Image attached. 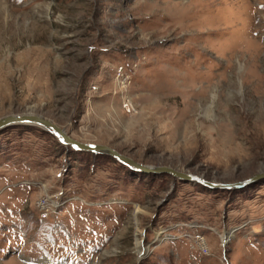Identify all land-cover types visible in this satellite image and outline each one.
Masks as SVG:
<instances>
[{
  "label": "rangeland",
  "instance_id": "1",
  "mask_svg": "<svg viewBox=\"0 0 264 264\" xmlns=\"http://www.w3.org/2000/svg\"><path fill=\"white\" fill-rule=\"evenodd\" d=\"M14 114L141 165L247 179L264 171V0H0ZM0 264H264V179L209 189L10 125Z\"/></svg>",
  "mask_w": 264,
  "mask_h": 264
},
{
  "label": "water",
  "instance_id": "2",
  "mask_svg": "<svg viewBox=\"0 0 264 264\" xmlns=\"http://www.w3.org/2000/svg\"><path fill=\"white\" fill-rule=\"evenodd\" d=\"M14 124H34L54 134L60 143L70 146L73 150L96 153V154H106L113 157L117 161L127 165L129 168L133 170L147 172V173L149 172V173L167 174L179 179L180 181L189 182L193 184H200L209 189L233 190L264 179V171H261L253 174L247 179L237 182L209 181L204 179L200 175L184 172L170 166L162 165V166L151 167L147 165H141L107 145L81 142L79 140L70 137L58 125H56L55 123L51 122L50 120L40 115L14 114V115H6L0 117V130Z\"/></svg>",
  "mask_w": 264,
  "mask_h": 264
},
{
  "label": "built area",
  "instance_id": "3",
  "mask_svg": "<svg viewBox=\"0 0 264 264\" xmlns=\"http://www.w3.org/2000/svg\"><path fill=\"white\" fill-rule=\"evenodd\" d=\"M44 201L43 202H40V204H38V207L40 209V212L39 214L41 215V217H46L51 211H53V205L55 204H52V200H49L46 198V199H43Z\"/></svg>",
  "mask_w": 264,
  "mask_h": 264
},
{
  "label": "trees",
  "instance_id": "4",
  "mask_svg": "<svg viewBox=\"0 0 264 264\" xmlns=\"http://www.w3.org/2000/svg\"><path fill=\"white\" fill-rule=\"evenodd\" d=\"M92 154H95L96 155V153H92Z\"/></svg>",
  "mask_w": 264,
  "mask_h": 264
}]
</instances>
